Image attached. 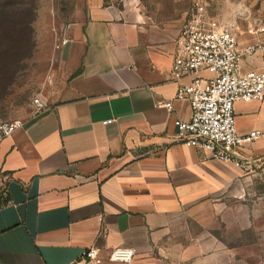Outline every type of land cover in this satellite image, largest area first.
Segmentation results:
<instances>
[{"label": "crops", "instance_id": "0c3cea01", "mask_svg": "<svg viewBox=\"0 0 264 264\" xmlns=\"http://www.w3.org/2000/svg\"><path fill=\"white\" fill-rule=\"evenodd\" d=\"M211 5L234 27L243 70H264V0ZM184 13L153 20L129 0H70L40 94L48 107L0 143V264H71L91 246L101 264L120 247L137 251L132 264L232 259L260 215L264 135L238 150L255 174L175 141V120L191 118L175 99L191 78L171 77ZM235 114L240 134L264 132V99Z\"/></svg>", "mask_w": 264, "mask_h": 264}, {"label": "built area", "instance_id": "2783aa9c", "mask_svg": "<svg viewBox=\"0 0 264 264\" xmlns=\"http://www.w3.org/2000/svg\"><path fill=\"white\" fill-rule=\"evenodd\" d=\"M184 15L176 40L171 77L177 82L191 78L189 83L178 86L175 95L176 100L189 101L191 118L189 121L175 120V141L209 151L214 160L232 163L244 172H251L252 161L242 158L238 150L260 139L264 132L252 130L240 134L235 104L264 99V70H243L233 25L212 16L205 0H193ZM66 43L67 40L62 39L56 48ZM253 50L248 47L246 52ZM203 71L212 76L203 77ZM32 105V116L40 115L48 107L40 96L32 100ZM159 105L173 112L172 101ZM112 122L107 120L104 124ZM23 126V119L0 117V143ZM136 255L135 249L120 247L111 251L109 260L132 264ZM71 264H101L100 249L96 246L84 249Z\"/></svg>", "mask_w": 264, "mask_h": 264}, {"label": "rangeland", "instance_id": "374dc122", "mask_svg": "<svg viewBox=\"0 0 264 264\" xmlns=\"http://www.w3.org/2000/svg\"><path fill=\"white\" fill-rule=\"evenodd\" d=\"M36 1L38 9L32 24V41L24 40L26 41L24 44L12 39L5 40V44L3 41L4 49H8L0 54L1 58L9 62L15 54L24 57L18 68L0 69V117L4 120H24L31 116L32 100L40 96L54 68L59 18L64 19L68 16L70 0ZM129 1L138 4L146 15L154 20V17L179 18L193 0ZM123 2L124 0H115L116 4L121 5ZM205 2L210 14L216 17L211 0ZM54 17L57 18L55 21ZM9 47H21V52L20 49L10 50ZM250 173L255 174L256 170H251ZM256 193H264V180L261 178L256 182ZM255 203L256 212L258 211L260 215L255 218L254 226L238 236V250L232 251V259L223 260L221 264H264V197L256 196ZM108 264L122 263L109 261Z\"/></svg>", "mask_w": 264, "mask_h": 264}, {"label": "trees", "instance_id": "16d2710c", "mask_svg": "<svg viewBox=\"0 0 264 264\" xmlns=\"http://www.w3.org/2000/svg\"><path fill=\"white\" fill-rule=\"evenodd\" d=\"M37 9L36 0H0V54L8 49H4L3 41L5 44V40L12 39L20 44H24L26 42L24 40L30 41L32 39V24L36 18ZM9 48L10 50L20 49L21 52V47ZM23 60V56L15 54L7 62L0 55V69L1 67H8L9 69L18 68L20 62Z\"/></svg>", "mask_w": 264, "mask_h": 264}]
</instances>
